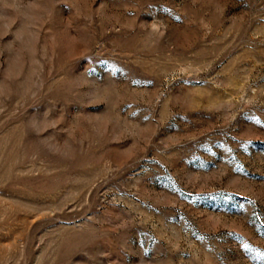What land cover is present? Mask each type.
<instances>
[{"label": "rangeland", "instance_id": "obj_1", "mask_svg": "<svg viewBox=\"0 0 264 264\" xmlns=\"http://www.w3.org/2000/svg\"><path fill=\"white\" fill-rule=\"evenodd\" d=\"M0 264H264V0H0Z\"/></svg>", "mask_w": 264, "mask_h": 264}]
</instances>
